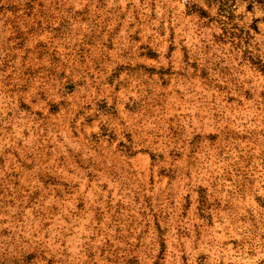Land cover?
Instances as JSON below:
<instances>
[{
    "label": "rangeland",
    "instance_id": "obj_1",
    "mask_svg": "<svg viewBox=\"0 0 264 264\" xmlns=\"http://www.w3.org/2000/svg\"><path fill=\"white\" fill-rule=\"evenodd\" d=\"M0 264H264V11L0 0Z\"/></svg>",
    "mask_w": 264,
    "mask_h": 264
},
{
    "label": "trees",
    "instance_id": "obj_2",
    "mask_svg": "<svg viewBox=\"0 0 264 264\" xmlns=\"http://www.w3.org/2000/svg\"><path fill=\"white\" fill-rule=\"evenodd\" d=\"M220 5V8L223 9V11H231V5L236 1V0H214ZM249 2L250 6H253V4H258L259 6L262 7V10L264 11V0H246Z\"/></svg>",
    "mask_w": 264,
    "mask_h": 264
}]
</instances>
